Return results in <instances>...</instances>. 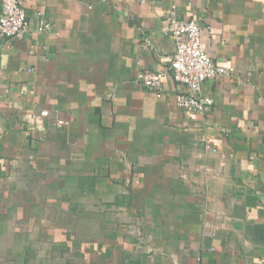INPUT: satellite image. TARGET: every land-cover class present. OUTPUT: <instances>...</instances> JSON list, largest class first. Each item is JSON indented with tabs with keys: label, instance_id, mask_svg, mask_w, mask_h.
<instances>
[{
	"label": "crops",
	"instance_id": "obj_1",
	"mask_svg": "<svg viewBox=\"0 0 264 264\" xmlns=\"http://www.w3.org/2000/svg\"><path fill=\"white\" fill-rule=\"evenodd\" d=\"M22 6L29 31L0 38V264H264V0ZM172 8L233 67L203 112L134 82L169 64Z\"/></svg>",
	"mask_w": 264,
	"mask_h": 264
},
{
	"label": "built area",
	"instance_id": "obj_2",
	"mask_svg": "<svg viewBox=\"0 0 264 264\" xmlns=\"http://www.w3.org/2000/svg\"><path fill=\"white\" fill-rule=\"evenodd\" d=\"M22 1L0 0V38H21L29 31ZM42 15L41 11L36 12V29L49 30L52 25ZM161 30L174 42L169 64L162 71L141 69L134 82L157 98L172 94L175 105L182 110L203 112L213 102V98L202 91L204 82L218 75H230L233 67L216 63L202 47L199 23L194 19L178 17L174 8L163 19ZM166 81L172 83L170 89ZM46 116L48 111L41 110L35 118L36 122L41 124ZM63 123V119L53 121L56 126Z\"/></svg>",
	"mask_w": 264,
	"mask_h": 264
}]
</instances>
